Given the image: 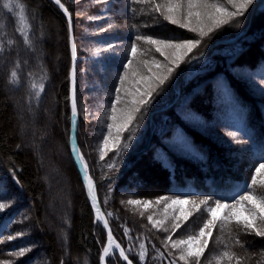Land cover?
<instances>
[{
  "label": "trees",
  "instance_id": "trees-1",
  "mask_svg": "<svg viewBox=\"0 0 264 264\" xmlns=\"http://www.w3.org/2000/svg\"><path fill=\"white\" fill-rule=\"evenodd\" d=\"M5 2L8 0H0V197L10 207L0 215V240L6 234L14 239L0 242V264H61L62 260L65 264H99L105 232L94 220L69 155L68 21L51 0H19L25 5L29 47L22 35L20 9L8 12L3 8ZM11 2L15 7L17 0ZM61 2L71 13L77 54V144L112 234L125 250L131 248L132 264H140L141 243L147 249L145 264L172 260L185 264L171 242L165 241L169 236L175 241L197 234L208 213L204 205L197 211L187 203V219L174 229V217L180 215L173 207L165 211V204L176 197L198 203L209 196L230 203L243 194L254 162L264 156V0H253L245 17L239 18V26L232 21L223 31L217 29L204 37L190 54L191 61L181 63L162 90L153 94L143 115L136 114L119 144L112 142L115 125L130 106L131 93L144 87L143 82L135 83L139 77L131 70L120 83L123 64L132 59V68L139 63L147 74L143 61L166 63L153 46L142 41L137 42V53L132 56L134 35L173 40L199 37L169 23L150 4H131L130 0ZM215 2L226 6L223 0ZM102 28L107 30L102 32ZM110 44L113 48L108 50ZM196 53L202 55L197 58ZM17 64L18 83L11 85L10 72ZM41 84L45 87L37 100L35 92ZM117 87L121 88L120 101L117 120L112 121L108 118ZM109 123L114 125L112 137L101 159ZM231 132L236 136H230ZM129 135L132 139L126 141ZM125 143L129 144L126 151ZM58 146L62 172L60 153L55 157L53 152ZM110 164L115 167L109 168ZM60 173L66 177L68 189L73 188L68 190V204L60 202L65 188ZM262 185L264 176H259L251 191L264 195ZM160 197L168 200L156 204ZM130 199L141 203L130 205ZM145 201L150 203L145 206ZM149 216L163 223L153 227ZM237 237L243 247L235 243ZM208 239L201 264H237L238 258L241 264H264V238L246 234L234 221L224 225L218 221ZM21 246L29 251L23 257L13 255ZM225 252L233 258L222 256ZM109 259L111 264H126L118 253L115 259L110 254L106 264ZM189 264H195L194 258H189Z\"/></svg>",
  "mask_w": 264,
  "mask_h": 264
},
{
  "label": "snow or ice",
  "instance_id": "snow-or-ice-1",
  "mask_svg": "<svg viewBox=\"0 0 264 264\" xmlns=\"http://www.w3.org/2000/svg\"><path fill=\"white\" fill-rule=\"evenodd\" d=\"M54 2L64 10L65 15L68 16V27L69 35L71 38L72 34V22L71 13L61 2V0H54ZM101 2V0H98ZM106 2V0H105ZM131 4H150L152 9L162 16L169 23L178 25L181 28H186L191 32L197 33L199 39H183V40H173L168 38L153 37L149 34L136 33L134 35V40L131 42V55L135 56L137 53L138 43L143 42L144 44L153 46L155 51L164 57L166 63H158L156 60L143 61V66L148 67L149 72L147 74L143 73L141 65L138 63L135 69L132 68L133 61L129 59L127 63L123 64V73L120 74V83L123 84L128 72L131 70L134 76H138L139 79L135 83L140 84L143 82L144 87H138L135 92L131 93V100L128 101L129 107L125 110L122 120L115 125L116 127V138L112 141L113 144L120 143L121 134L129 128L136 118V114L143 115L144 108L147 104L151 102V98L154 93L158 94V90H162L161 86L165 84L166 81L172 77L175 70L180 66L181 63L190 62L193 58L190 54L194 52L201 45L204 37L208 36L209 33L214 32L223 25H230L232 21L236 22L239 26L240 19L245 17V13L249 10V7L253 4V0H227V5L231 8L225 6L221 7L215 0H163V3H157V0H130ZM3 8L7 9L8 12H14L16 8L20 9V21L25 29L22 33L25 45L31 47V39L27 31V22L25 20V5L19 3V0L15 3L13 7L11 0L3 4ZM135 11V10H133ZM90 19H99V17H90ZM111 25H109V28ZM136 26L133 25L135 31ZM107 29H100V31H106ZM9 44L12 43L11 40L8 41ZM113 45H108V50H111ZM73 55H75V46L73 45ZM202 53H196L198 58ZM19 65H15L10 72V78L8 83L11 85H16L18 83V72L17 68ZM153 69H156L155 71ZM46 78V76H45ZM264 84V81L261 82ZM35 88V85L32 86ZM45 85H40V90L35 92V97L37 100L40 98V94L43 91ZM116 101L112 102L111 112L112 115L108 118L109 120L116 121V107L117 102L120 101L121 88H116ZM77 108L75 102L72 108V120L73 124L76 123ZM113 123L107 125L108 135L104 136L103 148L101 150V159L104 158L105 150L108 149L109 140L112 137ZM230 136L235 137L236 133H229ZM126 141H130L132 136L129 135L124 138ZM129 147L128 143L123 145V150H127ZM73 155L75 158H79L81 166L84 168L85 177L88 176V166L85 162L83 155L80 153L78 145H73ZM119 156V152L117 153ZM123 159V157H120ZM115 164H110L109 168H114ZM15 171L13 170V178L19 183V180L15 176ZM264 176V156H261L259 160L254 162V170L251 173V181L245 185V191L240 194L238 198H233L230 203H225L221 199H213L211 196L199 200L197 203L195 200L181 199L176 197L171 200V203L165 204V211L168 207L175 205H183L186 203H192L193 207L197 211L200 210V206L204 205L208 218L203 222V225L199 228L197 234L187 237V239L182 240H172V237H167L165 243L171 242L172 248L178 251V259L189 264V258H194L195 264H201V256L204 254L205 249L208 246L209 239L212 236L213 229L217 227V222L220 221L222 225L230 224L235 222L237 228L244 230L246 234H254L258 238H264V195H259L251 189H253L258 183V177ZM264 186V185H262ZM89 195L92 198L93 207H96V197L93 192L91 179H89L88 186ZM5 195L7 193L5 192ZM167 201V197H160L156 200V204H160L161 201ZM211 201V203H210ZM14 203V202H13ZM130 205H135L141 203L139 200L130 199L127 201ZM145 206L150 202L145 201ZM10 204L3 197H0V213H4ZM225 210L223 216L217 215L220 210ZM111 215V214H109ZM187 213L181 209V215L179 217H174L176 221L173 225L174 229L179 228L181 225L179 221L186 220ZM149 223H152L153 227H157L158 224H162L163 221H153L151 216L148 217ZM104 227L108 229L107 243L103 246L102 254L100 255L101 264H105L106 258L111 254L112 258L115 259L117 252L121 260L125 261L126 264H132L129 259V253L131 248L125 250L120 244L114 243V238L110 229V225L107 220L104 221ZM223 231V228H221ZM128 234V229H125V235ZM17 235L22 236L23 233H18ZM8 241L14 239L13 235L9 234L5 238ZM235 243L243 247V244L236 238ZM141 252L139 253L140 264H145L147 257V249L145 244L141 243L139 245ZM29 249L27 247H20L19 252L13 253V255H18L23 257ZM161 259H163V254H160ZM224 257L229 259L233 258L232 254L225 252L222 254ZM61 264H65L62 260ZM87 264V262H85ZM107 264H111V260H107ZM168 264H175V261H169ZM237 264H241V259H237Z\"/></svg>",
  "mask_w": 264,
  "mask_h": 264
},
{
  "label": "water",
  "instance_id": "water-1",
  "mask_svg": "<svg viewBox=\"0 0 264 264\" xmlns=\"http://www.w3.org/2000/svg\"><path fill=\"white\" fill-rule=\"evenodd\" d=\"M51 1L63 13V15L66 17V19L68 21V16L65 15L64 10L61 9L54 2V0H51ZM71 22H72V20H71ZM68 32H69V27H68ZM73 45L75 46L74 36H73V25H72L71 38H70V35H69V49H70V57H71L70 73H69V83H70V118H71V126H70V132H69V155H70L71 162H72V164H73V166H74V168H75V170H76V172L78 174V177H79V179H80V181L82 183V186L84 188L85 195H86V199H87V201H88V203H89V205H90V207L92 209V212H93L94 220L101 226V228L105 232V243H104V245H106V243H107L108 229H106L104 227V221L107 220V219H106L104 213L102 212V210L100 208V205H99V202L97 200V195H96V190H95V183L91 179L89 173H88V176L85 177V175H84V168H83V166H81L80 159L74 157L73 150H72L73 149V145H78L77 144V136H76L77 135L78 112H77V117H76V123L73 124V120H72L73 103L75 102V104H76L75 91H76V65H77V54H76V49H75V55H73ZM76 108H77V106H76ZM89 179H91V184H92L93 192H94V195L96 197V201H97L96 207H93L92 198H91V196L89 195V192H88ZM113 238H114V236H113ZM114 243H118L115 238H114ZM102 251H103V247L101 249L100 255L102 254ZM99 264H101V260L100 259H99ZM105 264H106V260H105Z\"/></svg>",
  "mask_w": 264,
  "mask_h": 264
},
{
  "label": "rangeland",
  "instance_id": "rangeland-1",
  "mask_svg": "<svg viewBox=\"0 0 264 264\" xmlns=\"http://www.w3.org/2000/svg\"><path fill=\"white\" fill-rule=\"evenodd\" d=\"M223 2L225 3V5L227 6V7H229V8H231V6L230 5H227V0H223ZM224 26H227V25H223V26H221L219 29H218V31H223L224 30ZM60 44H61V35H60ZM60 59H62L63 60V55H60ZM35 134H34V132H32V136H34ZM54 156L56 157L57 155H59V153H60V172H62V168L64 169V166H62V164H61V155H62V150H61V148H59V146L58 147H56L55 149H54ZM55 162L58 164V160H55ZM53 165V164H52ZM60 180H61V182H62V184H63V186L65 187L64 188V190L61 192V194H60V202H62V203H67V201H68V190L70 189H68V185H67V182H66V177L65 176H62V174L60 173ZM70 190H73V188H71ZM61 203V204H62ZM60 204V205H61ZM68 204V203H67ZM187 204V203H186ZM186 204H183V205H175V206H172L175 210H177L176 211V213H177V215H181V209H183V211L185 212V207H186ZM62 209H63V206L61 207V209H60V222H61V220L63 221V216H64V213H63V211H62ZM223 212H225V210H223V209H221L220 210V212L219 213H217V215H219V216H221V215H223ZM2 213H0V215H1ZM44 224H48V221H47V219H44ZM62 236H63V230L60 228V240H61V238H62ZM7 237V234L5 235V236H3V238L0 240V242H4V241H6L7 243H8V240H6L5 238ZM0 254H3V253H0Z\"/></svg>",
  "mask_w": 264,
  "mask_h": 264
},
{
  "label": "bare ground",
  "instance_id": "bare-ground-1",
  "mask_svg": "<svg viewBox=\"0 0 264 264\" xmlns=\"http://www.w3.org/2000/svg\"><path fill=\"white\" fill-rule=\"evenodd\" d=\"M89 186V185H88Z\"/></svg>",
  "mask_w": 264,
  "mask_h": 264
}]
</instances>
